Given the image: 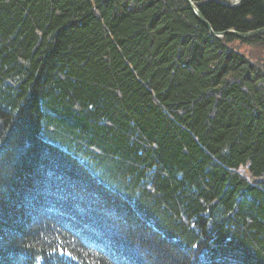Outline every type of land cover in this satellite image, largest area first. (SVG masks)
<instances>
[{
    "label": "trees",
    "instance_id": "trees-1",
    "mask_svg": "<svg viewBox=\"0 0 264 264\" xmlns=\"http://www.w3.org/2000/svg\"><path fill=\"white\" fill-rule=\"evenodd\" d=\"M194 1L264 26V0ZM0 264H264V32L0 0Z\"/></svg>",
    "mask_w": 264,
    "mask_h": 264
},
{
    "label": "water",
    "instance_id": "water-1",
    "mask_svg": "<svg viewBox=\"0 0 264 264\" xmlns=\"http://www.w3.org/2000/svg\"><path fill=\"white\" fill-rule=\"evenodd\" d=\"M240 0H233L234 3L239 2ZM189 6L191 7V9L193 10V12L195 13V15L200 19V21H202V23H204L206 25V27L209 29V31L211 32L212 35L221 37L224 36L226 34H233L235 36H238L240 38H247V37H251V36H255L258 35L262 32H264V26L256 28V29H252V30H248V31H238L236 29L233 28H229L226 30H222V31H216L212 24L210 23V21L204 16L203 12L200 9V5L203 3V1H194V0H187Z\"/></svg>",
    "mask_w": 264,
    "mask_h": 264
},
{
    "label": "bare ground",
    "instance_id": "bare-ground-1",
    "mask_svg": "<svg viewBox=\"0 0 264 264\" xmlns=\"http://www.w3.org/2000/svg\"><path fill=\"white\" fill-rule=\"evenodd\" d=\"M203 4V3H202ZM201 7V6H200ZM201 9V8H200Z\"/></svg>",
    "mask_w": 264,
    "mask_h": 264
}]
</instances>
